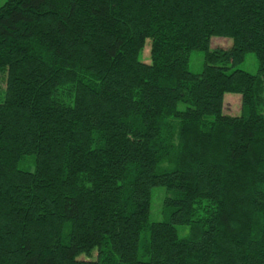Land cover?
Instances as JSON below:
<instances>
[{
  "label": "trees",
  "instance_id": "trees-1",
  "mask_svg": "<svg viewBox=\"0 0 264 264\" xmlns=\"http://www.w3.org/2000/svg\"><path fill=\"white\" fill-rule=\"evenodd\" d=\"M0 264H264V0H0Z\"/></svg>",
  "mask_w": 264,
  "mask_h": 264
},
{
  "label": "rangeland",
  "instance_id": "rangeland-1",
  "mask_svg": "<svg viewBox=\"0 0 264 264\" xmlns=\"http://www.w3.org/2000/svg\"><path fill=\"white\" fill-rule=\"evenodd\" d=\"M233 43L232 38L228 36H212L209 49H214L217 47L227 48ZM151 41L147 40L144 48L140 53V58L143 61H151ZM205 62V51L203 50H193L190 54L188 67L192 72H201L204 69ZM258 60L254 52H247L245 54L244 60L238 64L237 68L246 70L250 73H256L258 71ZM223 112L230 113L231 115H241L243 113L242 107V95L239 92H225L223 98ZM19 167L26 170L34 169V161L31 157L24 159L20 162ZM166 195V189L164 187H155L152 190V200H151V220H164L167 218L165 211L163 210V199ZM188 231V226H179V233L181 235Z\"/></svg>",
  "mask_w": 264,
  "mask_h": 264
}]
</instances>
